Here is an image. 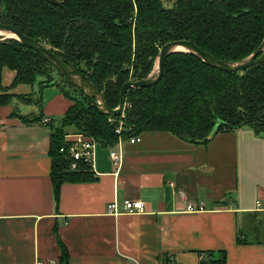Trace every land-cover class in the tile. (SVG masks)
Listing matches in <instances>:
<instances>
[{"label": "crops", "instance_id": "1", "mask_svg": "<svg viewBox=\"0 0 264 264\" xmlns=\"http://www.w3.org/2000/svg\"><path fill=\"white\" fill-rule=\"evenodd\" d=\"M14 76L5 69L3 85ZM9 92L31 93L32 86ZM42 99L52 123L72 103L53 85ZM18 103L29 111L21 113L33 115L16 97L0 107V264H64L65 255L68 264H200L202 253L220 250L227 252L225 264H264V133L239 127L194 144L145 132L140 142H123L118 169L110 147L98 144L97 180L63 184L57 203L52 123L11 117ZM126 198L143 200L145 210L127 212ZM113 201L118 214L108 212ZM190 202L205 208L187 211ZM240 234L247 242L238 241Z\"/></svg>", "mask_w": 264, "mask_h": 264}, {"label": "trees", "instance_id": "2", "mask_svg": "<svg viewBox=\"0 0 264 264\" xmlns=\"http://www.w3.org/2000/svg\"><path fill=\"white\" fill-rule=\"evenodd\" d=\"M0 0V22L19 29L87 75L104 93L112 109L119 106L122 86L147 77L160 49L187 39L217 59L236 61L253 53L264 40V0ZM5 69L15 72L3 85ZM15 38L0 36V107L13 98L43 107L42 91L56 85L71 100L59 126L50 124L51 179L57 203L65 183L97 180L90 166L70 168L60 147L66 135L83 132L99 145L112 147L145 132L165 131L194 144H208L221 130L251 127L264 133V62L243 71H224L190 52L166 58L154 86L131 87L121 115L100 113L68 77ZM39 77H44L40 78ZM19 84L32 92L11 93ZM39 84V85H37ZM66 84L79 93L73 96ZM37 90L41 92L37 96ZM11 117L23 123L42 122L44 114ZM217 126V131H213ZM121 127V131L116 130ZM239 235V242H247ZM200 264H225V250L202 253ZM64 264H68L65 255Z\"/></svg>", "mask_w": 264, "mask_h": 264}, {"label": "water", "instance_id": "3", "mask_svg": "<svg viewBox=\"0 0 264 264\" xmlns=\"http://www.w3.org/2000/svg\"><path fill=\"white\" fill-rule=\"evenodd\" d=\"M46 1L56 5L61 4V1L59 0H46ZM0 32L14 34L15 37H10V38L18 39L27 47L33 49L41 58L48 61L57 71L64 74L75 85H77L81 89V91L90 99L92 105L100 111V113L110 116H119L122 114L125 108L126 95L129 88L149 87L157 84L163 75L164 63L166 58L175 52L183 51V52L193 53L201 57L210 66L216 67L224 71H232V72L243 71L252 66L264 62V40L253 53H251L247 57H244L236 61L217 59L209 52L203 50L193 41L187 39L173 40L167 42L160 49L154 69L147 77H144L137 81H128L122 86L119 106L115 109H112L109 106L104 93L101 92L96 87V85L90 80V78L87 75H85L82 71L78 70L74 64L66 63L63 57L53 52L49 47L25 35L19 29L15 28L12 25L0 22ZM2 37L3 39L8 38L4 36ZM216 131H217V126L213 131V135L216 133Z\"/></svg>", "mask_w": 264, "mask_h": 264}, {"label": "built area", "instance_id": "4", "mask_svg": "<svg viewBox=\"0 0 264 264\" xmlns=\"http://www.w3.org/2000/svg\"><path fill=\"white\" fill-rule=\"evenodd\" d=\"M52 120L50 117H44V123H50ZM117 132L121 131L119 127ZM66 142L60 147L61 153L70 162V168L72 170H79L82 165L90 166L92 170L95 169V156L98 142L90 135L83 132H70L66 136ZM142 138L140 136H134L127 141L131 143L140 142ZM123 140L120 138L118 143L110 147V156L113 164L117 169L123 164L125 159V152L123 149ZM178 194L183 198H186L185 191L179 189ZM123 207L127 212H143L145 210V202L140 199L126 198L122 202ZM120 204L117 201L110 202L107 206L108 212L118 214ZM205 208L204 203H188L187 211H197ZM205 255L201 254V260H205ZM37 264H44L43 261H37Z\"/></svg>", "mask_w": 264, "mask_h": 264}, {"label": "rangeland", "instance_id": "5", "mask_svg": "<svg viewBox=\"0 0 264 264\" xmlns=\"http://www.w3.org/2000/svg\"><path fill=\"white\" fill-rule=\"evenodd\" d=\"M165 2V5L167 6H171L173 4V1L174 0H163ZM53 76L56 80H59L60 76H59V73L58 71H54L53 72ZM42 79L44 77H39V79ZM39 85V84H37ZM54 88H58L60 89L58 86L56 85H53ZM66 88H68L70 90V93L73 95V96H77V97H80L79 93L76 92L73 88H70L67 84H66ZM41 94L40 91L37 90V93L35 94V96H37L38 94ZM13 104H16L15 102ZM28 106V109H33V111H31L33 113V115H36L38 114V112L41 110V106L37 105V104H27ZM14 107H18L17 110H19L20 112H29V111H24V104H20L18 103L17 105H15ZM61 123V116L60 115H56L55 116V120H54V126H59Z\"/></svg>", "mask_w": 264, "mask_h": 264}, {"label": "bare ground", "instance_id": "6", "mask_svg": "<svg viewBox=\"0 0 264 264\" xmlns=\"http://www.w3.org/2000/svg\"><path fill=\"white\" fill-rule=\"evenodd\" d=\"M0 36H4V37H15L14 34H12V33H5V32H0Z\"/></svg>", "mask_w": 264, "mask_h": 264}]
</instances>
